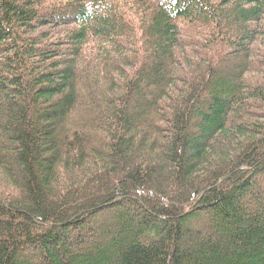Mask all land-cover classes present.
I'll return each mask as SVG.
<instances>
[{
    "label": "trees",
    "instance_id": "trees-1",
    "mask_svg": "<svg viewBox=\"0 0 264 264\" xmlns=\"http://www.w3.org/2000/svg\"><path fill=\"white\" fill-rule=\"evenodd\" d=\"M0 264H264V0H0Z\"/></svg>",
    "mask_w": 264,
    "mask_h": 264
},
{
    "label": "rangeland",
    "instance_id": "rangeland-1",
    "mask_svg": "<svg viewBox=\"0 0 264 264\" xmlns=\"http://www.w3.org/2000/svg\"><path fill=\"white\" fill-rule=\"evenodd\" d=\"M257 111H260V110H257Z\"/></svg>",
    "mask_w": 264,
    "mask_h": 264
}]
</instances>
